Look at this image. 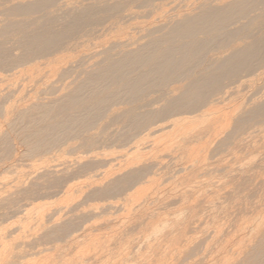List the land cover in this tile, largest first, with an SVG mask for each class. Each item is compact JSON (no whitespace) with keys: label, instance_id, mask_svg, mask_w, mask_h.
I'll return each mask as SVG.
<instances>
[{"label":"bare ground","instance_id":"1","mask_svg":"<svg viewBox=\"0 0 264 264\" xmlns=\"http://www.w3.org/2000/svg\"><path fill=\"white\" fill-rule=\"evenodd\" d=\"M111 1H114V3H110V0H79L75 2V4H69L65 1L63 2V0H0V16L6 17L4 19H0V38L2 40L0 41V128L2 129L3 127H7V130L0 131V164L3 161H7L6 163L3 162L4 164L0 165V175L6 172L5 175H1L2 178H9V176L11 175V178L13 177V180L11 179V182L8 183L4 182L3 180H0L3 182L2 185L4 186V190L6 187H9L8 189H10L11 187L10 191L13 188L11 193L9 195L5 193V195L8 196H6L4 200L2 199L0 201V209L2 210L3 207L5 209V211H3L4 213L0 211L2 212V214H0V221L1 216L3 217L10 213L14 216L22 213H24L23 215H26L25 213L27 212L25 211H27V208L33 207L36 204L39 205L41 202H45L44 204H41L43 207L42 210H44L42 211L40 209L41 207L39 206L40 208L38 210H41H37L39 212V217H36L34 220L40 221L39 223L44 226V228H46V231L38 239L29 241V244L27 243L28 246L31 248V250L28 248L31 251L29 254H25L29 252L27 248L26 251L24 250V244H26V242L24 243L22 241L24 243V247L19 245L20 249H22L23 247V250L25 251V253L23 252L24 255H29L28 257L30 258L31 256L33 257L34 254H36H32V251L37 250L38 252V250L42 246L45 247L46 243L54 241L57 242V240L59 241L60 239H63L62 237L69 238V240L70 237H72L71 239H75L78 236L76 234L74 235V233L79 231L81 227L84 226L86 223L83 222L85 219L83 215H86L87 212L85 211L86 213H84L82 211V216H79L78 214H72V218L74 217L75 221L77 220L78 222L82 221L83 225L81 223H78L77 221L76 223H74V219H72L73 222L67 223L71 220V218L69 217V220L66 222V225L64 223L62 225L56 224L53 226H48L53 221L56 212L54 211V208L51 212L47 211L48 209L45 210L46 208H49L48 206H50L47 203L48 201L50 202V200L53 199L56 200L55 198L59 199L61 198L60 196H62V198L63 196H66V198H70V196L75 193V188H78L80 186H74V183H76L74 181H76V179L79 180V178H77L78 176L82 175L86 177V175L83 174H88L87 176L94 174L93 176L96 177L98 176L96 175L97 173L105 171L100 169L102 165H96V163H98L96 159L86 164L82 163L83 165L80 164V161L78 159L77 160L79 163L76 162L77 160H73L74 163L76 162L78 165L80 164L76 169L75 166L77 164H73L75 165L73 168L71 162L70 166L72 167V169H69L70 166H67V163L69 162L68 159L65 160L67 161L66 163L64 161V164H66V166H64L63 164L61 165V167H66L63 168L65 170L67 169L66 171L63 170L65 172H63L61 168V170L57 168L58 166H56V163L59 162L60 159L72 155L73 153L77 154L76 152L80 149L79 144H76L78 147L74 145V143H77V140L78 142L81 141L83 148H89V150L82 149V153L84 151H87L86 154L88 152H92V150H94L92 149L93 147L96 148V145L98 147V144H101L102 146H106L104 148L112 147L116 148L117 150H121L119 152V158L118 156H116L118 158L116 159V161L120 159V163L121 161H127L126 164H130L131 161L137 158L136 155H138V153L142 154L140 152L146 149V146L142 147V144L140 143L141 141H144L156 135L158 136V134L161 133H164L161 135V137H164L168 133V130L175 129L181 125H184L185 123H189L190 119L199 120L200 118L201 120H204L205 118L203 117L208 116L211 110L217 109L219 111L221 105H226L231 100L232 96L236 95L235 88H238L239 86L234 87L232 85L240 84L243 85L244 88L245 85L249 83V81L253 80L254 82L255 73H257L255 74V76H264V66L262 65L264 64V61H262L264 57L262 58V60L260 58L264 56V0H173L172 2H170V4L168 3L169 5H166V3V6H164L163 4L154 5L153 0ZM124 4L127 6L135 4V7L130 6L131 8L129 7L130 9L128 8L129 10H127L128 13L122 16L121 18H118L117 20L115 19L110 23H102V26H104L101 30H95L96 28L90 30L89 32L85 30L87 27H92L97 24L101 25L100 22L103 21L105 16H109L110 14L115 15L116 13L122 12V6ZM167 6H171V8H167ZM144 8H154L156 11H160V15H162V17L159 19V21L162 20V18L168 20L160 21V26H155L156 24H153V27L150 28V25H152V23L149 26H145L146 22L138 20L139 18L142 19L140 15L143 14V12L145 13L146 11ZM149 13L150 12H148V15L147 13H145L147 16L146 18L152 15V12L150 14ZM15 17L23 18L18 20L12 19ZM132 21H134V23H130ZM115 28V36H111V38L113 37V40L111 39L112 41L110 43L107 42L109 45L106 46L105 44V48H103V50H97L93 52L91 51V53L87 52L83 54L86 51H84L83 49L86 48V45L91 43L90 41L93 39V35L100 31H111ZM145 31H147V35L145 34ZM163 31L166 32L163 34ZM158 33L162 34L157 36ZM146 38L147 41L144 42V39ZM245 39H247L248 42L249 40H251L252 43L249 42L250 45L246 46L244 42L242 44H245V46H235L236 42L239 43L240 41L242 42ZM10 40L15 41L14 45L18 47L17 49L19 50L20 54H13L8 48L9 44L11 43ZM142 41L144 43H142ZM93 45L95 44L93 43ZM83 46H85V48L82 49L83 52L81 53L80 51L79 53V55H83H77L79 56L77 62H75V60V63L72 62L71 64H69L70 66L68 67L65 66L67 62V57H65V55L67 53H70V55L68 54L69 59H72L75 55L73 52L76 51V53L78 54L77 50H81L80 48H82ZM219 50H226L228 54L224 52L226 55L221 57L220 55H223L224 53H220ZM215 51L219 52L218 58L216 53L214 55L211 54ZM71 53L74 54L72 58H70V56H72ZM210 54L211 58L209 57ZM214 56L216 57V59ZM70 61L71 60H69V62ZM261 61L263 62L261 64L262 67L259 64L261 63ZM255 66H257V70ZM258 67L260 68L259 71ZM29 68H32L30 72ZM239 71L240 73L243 72L244 74L245 72H247V78L243 75L244 78L240 77L238 79L236 77V74H239ZM74 78L75 80L72 81ZM233 78H235L234 80L236 81L233 82L231 86L229 85L228 87V84L227 87H223L225 85L222 86V83L225 80L232 81ZM241 78L242 80H240ZM245 78L246 83L248 78L250 79L247 84H243ZM258 82H256V84H258L259 86V83L262 82V79L259 83ZM168 84H179V86H181L178 88V86L175 85L177 89H173L171 92H168L170 97H167L168 99L166 104L168 108H165L166 111L164 110L162 112H153L152 109L154 107V103L152 105V109L150 105V107L147 105V103L150 102L149 100V102L146 103L148 107L144 104L145 100L143 98L144 96H146V92H150L152 89H157L161 86H169ZM263 85L264 84L260 86L261 88L257 87L259 89H255L257 91L254 92L253 90V92L256 93V95L260 93L261 90L264 89ZM248 86L249 85H247L246 87L248 88ZM254 86L255 84L253 85V87ZM179 90H181V93L177 96L176 93L179 92ZM248 90H250V88ZM214 92L218 93L216 94ZM163 94H166L167 96V93ZM211 94L215 96L213 97L212 95V98L210 99L209 96ZM256 95L254 94L253 96ZM236 97L237 96H235V98ZM254 98H251L250 101L253 103V105L257 101L260 102V99L256 101V99L254 100ZM232 99L235 101L234 98ZM151 102L150 104H152ZM259 102L254 105L253 109H245L246 111H244V114H241L242 117H239V120L237 122L239 124V126L237 125V128L239 127L240 130L246 129V126L249 123L254 122L256 120V123H253V125L247 129V132H245L248 137L243 136L244 138L243 140L241 139L242 141H239V145H241L242 143L241 147H244L247 151L248 149L250 150V148H255L257 150V153L258 148L264 149V102ZM156 103L158 104V102ZM126 105L134 106V108L132 107V109L130 108V110L125 107V111L123 108V112L117 113V116H114V121H112L114 123L115 121L116 123H121L124 121L123 124H125L122 126L124 130L120 132L118 131L119 133H116V130L114 129V133L116 134L108 136L106 132L107 129H103V131L106 130L105 136L107 135L106 138L102 137L104 139L96 138L98 136L101 138V136L99 134H96L97 136H95V134L91 133V131L93 132L94 128L97 129V124L99 123V121H101L102 118H104V116L109 110L111 111V109H114L115 107ZM145 108H150L152 111H149L150 109H148V111L143 110ZM222 109H224V107ZM217 113L218 112H216L215 115ZM211 116L213 115L211 114ZM161 118L163 119L161 120ZM197 120H194L193 122H197ZM225 122L223 120V123ZM117 125L119 126V124ZM184 127L186 128L187 126L185 125ZM116 129L118 130L119 128L116 127ZM215 130L216 129H214V132ZM103 131L101 130V132ZM234 133L238 134L239 132L235 131ZM102 134H104V132ZM233 134L230 133L229 135ZM194 135L193 136L195 137V140L193 142H202V140L204 139H206L207 141L209 137L212 136V134H210V131H206L205 133L204 131H201L199 132V135ZM14 136H17L18 139ZM229 138L231 141V136ZM15 140H18L19 143H21L22 147H24L23 150H20L16 147L19 145L15 146ZM190 140V142H192V139ZM206 141L205 143H207ZM157 142L154 141L152 145H156ZM226 142L227 141L225 140L224 143ZM163 143L160 142V144ZM185 145L186 144H184L183 146L185 147ZM239 145H236L237 150L240 149ZM151 147L153 148V146ZM151 147L149 146V148ZM158 147L159 150L162 151V149H160L161 147ZM184 149L182 152L181 150L179 151L180 154H187L186 152H184ZM242 152L243 149L241 151V154H243L244 157L245 153ZM106 154V156H111V158H103L104 160H101L102 158L100 157V160L103 162V166L111 165L113 160V150L112 152H110V154ZM177 155L179 154L177 153ZM177 155L176 157H178ZM247 155L249 154L246 152L245 157ZM153 156L155 157V155ZM250 156L251 155L248 156V159ZM132 157L135 158H133L132 160ZM154 157H151V159ZM157 159L155 160L154 158L155 161L150 160L151 162L145 164V166L143 167L139 168L137 166L135 170L133 167V170L130 171L129 169L128 172L112 180H110V174L109 176L107 175L109 180L105 179V181L107 180L106 183L103 181L104 184L99 183V186L97 184L96 186L98 187L94 188L88 194L86 200L116 199L115 201H117V198L121 197L122 200L124 198L127 200L126 202H128V199L132 197L133 192H135L136 190L140 191L142 187L144 188V186H146L145 184L150 182L148 181V178L150 176H158L159 173H161L160 171L163 172L164 169H170L172 172H174L178 168H180L181 165L178 163V161V164L174 162L171 164H166L162 160ZM232 160H235L234 166L232 165L228 168L227 164V169H224L225 172L222 170L224 173L231 175L223 176V172L220 173L223 176V179L230 180V183L236 187L233 190H229V192H227L226 189L220 186L226 184L228 186L229 184L227 182H224L223 179H219L220 181H217L211 185L209 183L211 182L210 180L212 178H209L210 180L208 184L210 185V187H207H209L210 189L208 190L204 186L207 191L204 192V196L202 197L203 200H198V202H200L195 205V207L192 209L193 216L191 221L188 220V217L190 218L189 214L191 215V213L188 212L189 210H186L189 213L188 214L186 212L185 215H187V217L184 215L189 221L188 224L186 223L187 226L185 229H188L190 231L187 232L189 235H187V233L185 235H181L186 237L188 236L187 238H189L194 234L193 232L192 235H190V232L195 230L196 232L198 231L200 235H202L201 233H203L204 236L202 238H199L200 235L197 232V234L199 235V239L197 238L198 240H196V237L193 238V235V237H191L190 239L193 238L192 243L194 240L195 242L189 245V241L187 240L188 243L186 244H188V246L185 244V249L187 248L186 251L189 250V247L197 251L198 253L202 252L201 256L203 257H199L200 255H196L197 252L195 253L198 258L203 259L202 261L200 260L201 263L198 259L197 262L199 264H264V189L261 188L262 191L258 192V190L256 189L251 188L250 190V187H247V185L252 182V177L249 174H253V181H256L257 184L264 186V156L260 157L257 161H255V166H253L251 171L250 167L252 166L250 164H246L245 167L243 166L242 160L245 161L244 158H241V160H239V158L236 157ZM165 161L167 160L165 159ZM119 162L116 163L119 164ZM227 162L228 160L225 163ZM53 163H55V165L51 166V164ZM133 163L131 164L132 166H134ZM137 163L136 165H138ZM139 165L141 164L139 163ZM199 165L200 164L198 163V167ZM204 165H206V167L208 166L207 164ZM229 165H231V162L229 163ZM248 165L249 168L247 170ZM39 166L44 167L42 168V173L40 172L37 176L35 171L38 172V170L36 169H39ZM122 166L124 167L125 165ZM122 169H126V167ZM181 170L185 171L186 169L184 170L183 168ZM195 171L198 172L197 170ZM58 173L61 176H58ZM119 174L120 173H118V175ZM161 175L163 174L161 173ZM196 175L198 177V174ZM101 177L98 181H101ZM89 178L90 181L91 179L93 180L92 175ZM215 178L216 180L218 179L217 177ZM172 180L174 181V179ZM72 181L73 183H71ZM200 181L202 180L200 179ZM80 182L81 184L83 183L82 180ZM151 183L152 179L150 185ZM256 183H253L254 186H256L254 188H258L257 185H255ZM162 184L160 186L159 184L157 185L161 187ZM202 187L203 185L201 184L200 189L203 191ZM194 188H196V186H194ZM146 189L147 188H145L143 191H145ZM167 189L168 188H166V190ZM157 190H159V188ZM196 190L197 189H195V191ZM247 190L249 191V193L246 195V199L248 198V201L243 202L241 200L245 196L244 193ZM6 191H8L7 188ZM188 191L189 190H187V192ZM197 191L195 193L192 191V195L194 198H196L194 196V194L196 195V193L199 194V197L197 198H200V191ZM147 193L149 195V191ZM168 195L171 196V194ZM143 196V199L146 198V196ZM148 197L146 201L144 199V202L140 204L143 207L148 205L147 210L149 208L150 203ZM160 197H162V194ZM121 198L120 201L122 202ZM182 198L184 199L185 197ZM183 199L180 200L183 201ZM250 199L252 201H249ZM68 200L69 199H67V201ZM188 200L189 204L192 203L193 206L194 203L192 201L190 203V199H187V201ZM120 201L116 202L117 206L118 204H122L120 203ZM196 201L197 199H195L194 202ZM130 202L132 201L130 200ZM178 202L179 204H183L180 203V201H177V203ZM64 203H66V201H64ZM164 203L166 205L165 201ZM137 204L138 203H136V205ZM151 204L152 202L150 203V205ZM112 205H114V203ZM156 205L158 206V203ZM130 206L133 208L132 204ZM166 206L168 207V205ZM177 206L179 208L182 205ZM150 207L152 208V206ZM185 207L186 206H184L183 208ZM34 208H32L33 213L36 212ZM138 208L142 211L141 207ZM126 209L124 210V212L126 211ZM131 209H128V212L131 211ZM135 209L136 207L134 208V210ZM163 209L164 207H158L155 210L156 215H154L157 219L155 220L154 217L153 222L149 218V215L152 214V211H150L151 213L148 215L149 222H147L148 220L142 222L141 220H139L138 225H135L134 229L136 227H140L141 225L143 226L145 222H147L148 224L153 223L151 225L152 228L149 230L150 233L146 232L148 231V224H146V229L144 228L145 226L142 227L144 230L142 235L147 236L148 234V236L143 238L142 241H136L135 239H133V242L132 238L134 237H132L131 234V244L129 241L125 240L126 238H124L123 234L120 238H118L117 241V238L115 237L116 239H114L116 242H113L112 244L115 249L112 248L109 254L107 253L108 255H105L107 256L105 262L107 264L166 263L167 261L162 262L161 260L163 258H166L165 256L169 254L168 251L174 246H176L180 240L182 242L181 248L185 251L184 246L182 247V245L184 244V242H186V240H182V236L180 235V238V236L177 234V231H181L182 229H184L182 228V225L183 227H185V224H183L185 223L183 222L185 218L181 221V223L183 222L182 224L178 222L179 224H181V226H177L176 224L173 226L175 222L169 221L168 218L167 220L165 219L160 221V219L158 218L162 215V213L159 212H161ZM174 209H176V207H174ZM189 209L191 210V208ZM71 211L72 212L70 213L75 212L74 210ZM138 211L140 212V210ZM112 212L115 211L113 210ZM126 213L127 212H125V214ZM171 213L172 212H170L169 214ZM89 214H91L92 216L94 215V212L93 214L92 212ZM131 215L133 216V214ZM170 216L173 217V213ZM10 217L9 220L12 218ZM17 218L19 217L17 216ZM2 219L3 222L6 221V219L4 220V217ZM116 219H114L115 222ZM129 219H131V217ZM170 219L172 220V218ZM64 221L65 220L63 219V222ZM112 221L113 220L111 217V220H109V222L107 223H109V225L111 224L110 226H112L114 225V221L113 223H111ZM3 222L2 225H4ZM132 222L133 221L129 222L131 223V227H133ZM23 224L26 225L27 222ZM165 224H168L169 226L165 227ZM109 225L107 228H110L109 231H111V227ZM176 226L177 228L179 227L178 229H180V227L182 229L178 230ZM90 228L91 227H89V229ZM97 228L101 227H96V229ZM173 228H176V230L174 231ZM129 229L131 230V228ZM185 229L184 231H186ZM133 230H131V232L135 233ZM200 230L202 232H200ZM86 231L88 230H84V232ZM95 232L96 231H94V233ZM112 232L114 234V231ZM144 232L146 233L144 234ZM90 233L91 236L93 232L90 231ZM97 233L98 232H96V234ZM115 233L117 234V232ZM180 233L181 232H179V234ZM107 234H105V236H107ZM113 234L111 236H113ZM8 235H10V233ZM8 235L5 236L7 237ZM119 235H121L120 232ZM142 235L140 233L139 237H141ZM85 236H87V234ZM99 236L102 237L101 233ZM111 236L109 234L108 237H105L104 241L106 239L107 241H109V238ZM34 237H36V235ZM97 238L99 240L100 238L96 237L95 239L97 242H99ZM80 239L83 240L84 238L81 237ZM5 241L0 243V257L3 256V250H5V248L7 247V243ZM86 242H88V238ZM114 243H116V245ZM82 244H85V242ZM194 244H197L196 248L193 246ZM10 245L12 244L10 243ZM80 245L78 243L79 249H81ZM177 246L179 250V244ZM110 248L111 247L107 249L110 250ZM18 249L15 250L17 251ZM75 249H77V247ZM11 250L9 252H11ZM94 250L93 255H96V252ZM103 250L104 249H102V251ZM40 251H43L44 253V250H39V252ZM174 251H172L171 258H169L170 256L168 255V260L174 257ZM184 251L183 253L185 254L186 251ZM17 252L14 254H17ZM39 252L37 254H39ZM78 252L80 251H77L75 254H77ZM179 252L176 253L181 256L183 253L181 254V250H179ZM186 253H188V251ZM20 255L22 254L20 253ZM24 255H22V257ZM8 256L9 253L7 257ZM177 256L178 255H175L174 258H176ZM192 256L193 254L190 253L189 256L186 255V258H183L179 261L177 260L175 262H177V264H187L189 259V262H191ZM67 258H65V260ZM73 258H71V260ZM13 259H15V257H13ZM21 259L20 261L22 262H16V260L12 262V260L9 259L8 264H22L23 262H25L24 264H26V261L24 260L27 259ZM195 259L196 258H194L193 260L192 258V262H194ZM49 260L50 259H48V261ZM164 260L165 259H163V261ZM102 262L104 264V261ZM175 262L174 264H176Z\"/></svg>","mask_w":264,"mask_h":264},{"label":"rangeland","instance_id":"2","mask_svg":"<svg viewBox=\"0 0 264 264\" xmlns=\"http://www.w3.org/2000/svg\"><path fill=\"white\" fill-rule=\"evenodd\" d=\"M68 2L69 4H75V2H77V1H79V0H63V2ZM154 2H153V4L154 5H161V4H163L164 6H166V5H169L170 4V2H172L173 0H153ZM71 2V3H70ZM110 3H114V1H111L110 0ZM167 3V4H166ZM169 3V4H168ZM166 4V5H165ZM135 5V4H134ZM134 5H130L131 7H133ZM137 5V4H136ZM130 6H127V5H123L122 6V9H123V11L122 12H120V13H116L115 15H112V14H110L109 16H105V18L103 19V21L102 22H100L101 23V25L100 24H97V25H94V26H92V27H87L85 30L87 31V32H89L90 30H92V29H95V30H101L102 28H103V26H102V23H110L111 21H114L115 19L117 20L118 18H121L122 16H124V15H126L128 12H127V10H129L131 7ZM130 7V8H129ZM135 7V6H134ZM169 6H167V8H168ZM129 8V9H128ZM166 8V9H167ZM169 8H171V6L169 7ZM145 10V13H147V15H148V12H152L151 14L152 15H150V16H148V18H146L147 16H146V14L143 12V14H141L140 16H141V18L142 19H138L139 21L140 20H142L143 22H146V24H148V25H146L145 24V26H149L151 23H152V25H150V28H152L153 27V24L155 25V26H157V25H159L160 26V24H161V22L160 21H162V20H168V19H163L162 18V20H160L159 21V19L162 17V15H160V11H156L154 8H144ZM125 10V11H124ZM170 10V9H169ZM141 11V10H140ZM143 11V10H142ZM148 11V12H147ZM149 13V14H150ZM4 18H6L5 16H0V19H4ZM21 18H23V17H15V18H12V19H14V20H18V19H21ZM8 19V18H7ZM141 21V22H142ZM246 21V20H245ZM148 22V23H147ZM130 23H134V21H132V22H130ZM160 23V24H159ZM162 24H164V23H162ZM240 25V24H239ZM233 28H235V27H233ZM116 30V28L114 29V30H111V31H105V32H103V31H100V32H98V33H96L95 35H93V39L90 41L91 43H89L88 45H86V48H85V46H83L82 48H80L81 50H77V52H78V54L76 53V51L75 52H73V53H71L72 54V56H70V58H72L73 57V55H74V57L72 58V59H69V55H70V53H67L66 55H65V57H67L66 58V65L65 66H70L69 64H71L72 62L73 63H75V62H77V60L79 59V56H81V55H83V54H85V53H91V51L93 52V51H99V50H103V48H105V44H106V46L107 45H109L108 43H110L112 40H113V37L111 38V36H115L114 35V31ZM146 32V33H145ZM144 33L147 35V31H145ZM166 31H163L162 33L164 34ZM162 33H158L157 34V36L158 35H161ZM139 35V34H138ZM137 35V36H138ZM112 39V40H111ZM149 39V38H148ZM246 40L247 39H245V40H243L242 42L240 41L239 43L238 42H236L235 43V46H237V45H239V46H242L243 44L242 43H244L245 42V44H246V46L247 45H250V43L249 42H251L252 43V41L251 40H249V42H248V40H247V42H246ZM0 41H2L1 40V38H0ZM11 41V43L9 44V46H8V48L11 50V52L13 53V54H16V55H18V54H20V52H19V50L17 49L18 47L17 46H15L14 45V43H15V41H13V40H10ZM93 41V42H92ZM145 41H147V38L146 39H144V42ZM108 42V43H107ZM143 41H142V43H144ZM93 43L95 44V45H93ZM245 44L243 45V46H245ZM88 46V47H87ZM104 46V47H103ZM93 47V48H92ZM83 48H85V49H83ZM101 48V49H100ZM85 51L83 54H80L79 55V53H80V51H81V53L83 52V50ZM93 49V50H92ZM131 49V48H130ZM224 50V49H223ZM223 50H219L220 51V53H224V52H226V50L225 51H223ZM216 53V55H217V58H218V53L219 52H213V53H211V54H215ZM227 54H228V52H226ZM69 54V55H68ZM211 54H210V58H211ZM77 55H79V56H77ZM213 55H212V58H213ZM215 55V56H216ZM226 54L224 53L223 55H220L221 57L222 56H225ZM214 56V57H215ZM219 56V57H220ZM264 56H262V57H260L261 58V60H262V58H263ZM260 58H258V59H260ZM215 59H216V57H215ZM257 59V60H258ZM69 60H71L70 62H69ZM76 60V61H75ZM75 61V62H74ZM259 61V60H258ZM262 61H264V58H263V60ZM261 61V63H259L260 64V66L262 67V65L264 66V64H262L263 62ZM259 64H258V66H259ZM262 64V65H261ZM39 65V64H38ZM256 67V70H257V66H255ZM254 67V68H255ZM42 68V67H41ZM253 68V69H254ZM259 68V67H258ZM262 69V68H261ZM30 70H32V68H29V72H30ZM260 70V68L258 69V71ZM261 72V71H260ZM246 74V75H245ZM245 74L243 73V72H241L240 73V71H239V74H236L235 76L239 79L240 77H242V78H244V76L246 77L247 75H248V73L247 72H245ZM255 74H257V73H255ZM255 74H254V82H253V80L252 81H249L250 79L248 78V80H247V83H248V81H249V83L247 84L246 83V78H245V80H244V82H243V84H247V85H249L248 86V88L246 87L247 85H245V89H247V90H245L244 88H243V85H240V84H235V85H232V83L233 82H235L236 80H234L235 78H233L232 79V81L231 80H225L223 83H222V86L223 85H225V86H223V87H227V84H228V87H229V85L231 86H234V87H236V86H239L238 88H235V93H236V95L235 96H237L236 98H235V96H232V98H234L235 99V101L231 98V100L226 104V105H221L220 106V108H219V111L217 110V109H213V110H211V112L208 114V116H206V117H203V118H205L204 120H201L200 118H199V120H197V119H190V121H189V123H185L184 125H181V126H179V127H177V128H175V129H170V130H168L167 132V134L164 136V137H161V135L162 134H164V133H161V134H158V138L156 137V136H154V137H150L149 139H146V140H144V141H141L140 143L142 144V147L144 146H146V149L144 150V151H141L140 153H142V154H139L138 153V155H136L137 156V158L136 159H134L135 160V162H134V160H133V158H135V157H132V160L133 161H131L130 162V164H126V162L124 161H121V163L119 162L120 161V159L118 160V161H116V159H118L119 158V152L121 151V150H117L116 148H112V147H110V148H104V147H106L105 145H99L98 144V147H97V145L95 146L96 148H92V149H94V150H92V152H88L87 154H86V152L84 151L83 153H82V149L83 150H89V148H87V149H85V147L83 148V146H82V143H81V141H79L78 142V140L76 141L77 143H74V145H76V144H79L80 145V149L78 150V151H81V152H76L77 154H72V155H69V156H66V157H64V158H62V159H60V161L59 162H55L56 163V166H58L57 168L58 169H62V171L63 170H65V169H63V168H66V167H64V166H66V164H64V161L65 160H68L69 162L67 163L68 165L67 166H70V162H71V165H72V167L74 168V166L77 164L76 162H78V160L80 161V164L81 165H83L84 163L86 164V163H88V162H91V161H94L95 159H96V161H98V163H96V165L97 166H100V165H102V167L100 168L101 170H105L106 171V174H105V171H101V172H99V173H97L96 175H98V176H93L94 174H91L92 175V178H93V180L91 179V181H90V178L89 177H91V175H89V176H87L88 174H83V175H86V177L85 176H78L77 178H79V180L81 179L82 180V184H81V180L79 181L78 179H76V181H74V182H76V183H74V186L75 185H80L78 188H75L76 189V191H75V193L72 195V196H70V198H66V196H63V198H62V196H60L61 198H59V199H57V198H55L56 200H50V202L48 201L47 203L50 205V206H48L49 208H46L45 210H47V211H49V212H51L52 210H53V208H54V211L56 212V214L54 215V219H53V223L51 224H49L48 226H53V225H56V224H58V225H62V224H64L65 223V225H66V222L69 220V217L71 218V220L72 219H74V217L72 218V216L75 214H78L79 216H82V214H83V212L84 213H86V215L84 214L83 216H84V223H85V225L84 226H82L83 225V222L81 221V222H78L77 220V222L78 223H81L80 225L82 226L81 227V229L83 230H79V231H77L76 233H74V235L76 234L78 237H82V238H84L83 240L82 239H80V238H78V237H76L75 239H71L72 237H70V240H69V238H64V237H62L63 239H60L59 241L57 240V242H55L54 240V242H49V243H46V245H45V247H41L39 250H44V253H43V251H40L39 252V250H38V252H39V254H37L38 252H37V250H34V251H32V254L33 253H36V254H34L33 255V257L31 256V258L30 257H28L27 255H24V253H25V251H26V248H27V250L29 251L28 253H25V254H29L31 251V248L28 246V244H29V241H32V240H36V239H38L39 237H41L42 236V234L46 231V228H44V226H42L39 222L40 221H35L34 219L36 218V217H39V212L38 211H41L42 210V205L41 204H44L45 202H41L39 205H35V206H33V207H30V208H27V211H25V212H27V213H25L26 215H29V216H26V215H23L24 213H22V214H18V215H16V216H14L13 214H8V215H5V216H3L4 217V220L6 219V221L5 222H3V217L1 216V223H0V243L1 242H3V241H5L7 244V247L5 248V250H3V256H1L0 257V261H2V262H0V264L2 263V264H8L9 263V259H11L12 260V262L13 261H15L16 260V262L18 261V262H22V261H20V259L21 258H23L24 256L26 257H24L23 259H21V260H24V259H27V260H24V261H26V264H39V262H40V264L42 263V264H61V262H62V264H72V262H73V264H81V262H82V264H103V262L102 261H104V264H107L106 262H105V260H106V257L107 256H105V255H108L109 254V252L112 250V248H114V246L112 245L113 244V242H116L117 240H118V238H120L121 236H122V234H123V236H124V238H126L125 240H127V241H129L130 242V244H131V236L132 237H134V238H132V241H133V239H135L136 241L137 240H143V238H145V237H147L148 236V234H147V236H143L142 235V233H143V226H145L144 228L146 229L147 227H146V224H148L147 222H149V218L151 219V221L153 222L154 221V217H155V210L158 208V207H164V209L161 211V212H159V213H162V215L158 218V219H160V221H162V220H167V218H168V220L169 221H171V222H175L174 224H173V226L176 224L177 226L178 225H180L181 226V224L183 223V222H185V223H183V224H185V227H183V225H182V228H186V223L188 224V222L189 221H191V219H192V214H193V211H192V209L195 207V205H197L199 202H198V200H203V196H204V192L205 191H207L206 189H210L209 187H210V185L209 184H214L215 182H217V181H220L219 179H223V176H227V175H231V174H226V173H224L225 172V170L227 169V164H228V168L229 167H231L232 165L234 166V161L232 160L233 158L235 159L236 157L237 158H239V160H241V158H244V160L245 161H243L242 160V162H243V166L245 167V165L246 164H250L252 167H250V171H251V169L253 168V166H255L254 164L256 163L255 161H257L260 157H262V156H264V149H262V148H258V153H257V150L254 148V149H251L250 148V150L248 149V151L244 148V147H241V145H242V143H241V145H239L240 143H239V141L242 139L243 140V136H245V137H248L246 134H245V132H247V129L248 128H250L252 125H253V123H256V120L254 121V122H251V123H249L246 127V129H240L239 130V127L237 128V125L239 126V124L237 123L238 122V120H239V117H242V115L241 114H244V111H246V110H248V109H253V107H254V105L255 104H257V102H259V101H257L258 99H260V102L259 103H261V102H264V89L263 90H261V92L260 93H258L257 95H256V93H254V92H256L257 90H255V89H259V88H257V87H260L262 84H264V76L263 77H261L260 75V77L259 76H255ZM238 75H239V77H238ZM244 75V76H243ZM262 75V74H261ZM57 76H58V74H57ZM57 76H56V78H57ZM250 77V76H249ZM58 78H59V76H58ZM242 78L240 79V80H242ZM251 78V77H250ZM252 78H253V76H252ZM237 79V80H238ZM259 79H260V81H261V79H262V82H260L259 81ZM72 80V79H71ZM75 80V78L72 80V81H74ZM70 81V80H69ZM260 83H259V82ZM256 82H258L259 83V86H258V84H256ZM187 83V82H186ZM255 84V88L253 87V85H251V84ZM169 86H161V87H158L157 89L155 88V89H152L150 92H146L147 94H146V96H144V100H145V105H146V103L147 102H151L152 104H150V102L149 103H147V105L149 106H151V109H152V107H153V112H162V111H164L165 110V108L167 109L168 107H167V104H166V102H167V99L170 97L169 96V94H168V92H171L173 89L174 90H176L177 89V87H175V85L176 84H168ZM176 86H178V88L181 86H179V84H177ZM251 86V87H250ZM264 86V85H263ZM262 86V87H263ZM175 87V88H174ZM252 87H253V89H252ZM250 88V90H248ZM261 88V87H260ZM242 89V90H241ZM237 90V91H236ZM253 90H254V92H253ZM167 91V92H166ZM259 91V90H258ZM247 92V93H246ZM253 92V93H252ZM262 92H263V94H262ZM163 93H167V96H166V94H163ZM180 93H181V90H179V92H177L176 94H177V96L178 95H180ZM214 93H216V92H214ZM213 93V94H214ZM218 93V92H217ZM216 93V94H217ZM245 93V94H244ZM213 94H211L209 97H210V99L212 98V95ZM256 95V96H253V95ZM252 95V96H251ZM215 95H213V97H214ZM152 97V98H151ZM155 97V98H154ZM168 97V98H167ZM255 97V98H254ZM151 98V99H150ZM157 98V99H156ZM239 100H238V99ZM251 98H254V100L256 99V103H254V105H253V103L252 102H250L251 101ZM153 99H154V102H153ZM144 100H143V102H144ZM147 100V101H146ZM149 100V101H148ZM164 100H166V101H164ZM236 100H238V101H236ZM254 100H252V101H254ZM262 100V101H261ZM163 101H164V103H163ZM233 103H232V102ZM156 102H158V104L156 103ZM153 103H154V105H153ZM161 103V104H160ZM232 103V104H231ZM146 105V106H147ZM153 105V106H152ZM147 106V107H148ZM149 106V107H150ZM122 107V108H121ZM125 107L127 108V109H132V107L134 108V106H131V105H126V106H119V107H115L114 109H111V111L109 112H107V114L104 116V118H102L101 119V121L103 122V124H102V122L101 121H99V123L97 124V126L98 127H96L97 129H93V132L91 131V133L92 134H95V136H97L96 134H99L100 136H101V138L98 136V137H96V138H99V139H104V138H106L107 137V135L108 136H111V135H113V134H116V133H119L120 131H122V130H124V128L122 127L124 124H123V122H121V123H116V121H115V123L114 122H112V121H114V116H117L116 114L117 113H122L123 112V108H124V111H125ZM129 107V108H128ZM224 107V109H222ZM226 107V108H225ZM164 108V109H163ZM130 109V110H131ZM148 109H150V108H148ZM148 109H143V110H145V111H148ZM149 110V111H152V110ZM220 109H221V111H220ZM246 109V110H245ZM161 110V111H160ZM166 111V110H165ZM216 112H218L219 113V115H218V113L215 115V113ZM144 112V111H143ZM110 113V114H109ZM214 113V114H213ZM112 114V115H111ZM211 114L213 115V116H211ZM215 115V116H214ZM222 117H221V116ZM217 116V117H216ZM224 116V117H223ZM210 117V118H209ZM216 117V118H215ZM202 118V117H201ZM221 118H222V120H221ZM226 118V119H225ZM163 118H161V120H162ZM212 119H213V121H212ZM214 119H215V121H214ZM216 119H217V121H216ZM157 120H160V119H157ZM194 120H197V122H193ZM223 120H224V122L225 123H223ZM192 121V122H191ZM3 123V122H2ZM213 124V126H212V124ZM215 123V124H214ZM222 123H223V126H222ZM117 124H119V126L117 125ZM1 125H3V124H1ZM107 125H109V126H107ZM187 126L186 128L184 127V126ZM222 126V127H220V126ZM5 126V125H4ZM117 128H119L118 130L116 129V127ZM161 126H163V125H161ZM183 126V127H182ZM219 126V127H218ZM105 127V128H104ZM115 127V128H114ZM7 127H3L0 131H4V130H7L6 129ZM103 129H107V131L106 130H104L103 131ZM113 129V130H112ZM114 129L116 130L115 132L116 133H114ZM214 129H216L215 130V132H214ZM101 130L104 132V134H102L103 132H101ZM112 132H111V131ZM107 132V135L105 136V134H106V132ZM119 131V132H118ZM201 131H204V133L206 132V131H210V134H212V136L211 137H209V139L206 141V139H204V140H202V142L200 143V142H193L194 140H195V135L194 134H197V135H199V132H201ZM239 132L238 134L237 133H234V132ZM235 134V136H234V134L233 135H229V134ZM248 134V133H247ZM160 135V136H159ZM181 135V136H180ZM194 135V136H193ZM176 136H177V138H176ZM231 136V141H230V137ZM232 136H234V137H232ZM15 138H17L18 139V137L17 136H14ZM102 137H104V138H102ZM216 137V138H215ZM152 138H153V140H152ZM162 138V139H161ZM211 138V139H210ZM158 140V142H157V140ZM190 139H192V142H190L191 140ZM251 139V138H250ZM149 140V141H148ZM162 140V141H161ZM209 140H211V141H209ZM227 141L226 143H224V141ZM241 140V141H242ZM15 141H17V142H15ZM14 141V144H15V146L16 145H19V146H16L17 148H19L20 150H23V148L24 147H22V145H21V143H19V141L18 140H15ZM151 141V142H150ZM154 141H156L157 143H156V145L154 144V145H152L153 144V142ZM205 141L207 142V143H209V144H207V143H205ZM209 141V142H208ZM160 142L161 143H163L164 144V147H163V144H160ZM16 143H18V144H16ZM148 143H149V145H148ZM211 143V144H210ZM151 144V145H150ZM184 144H186L185 145V147L183 146ZM221 144V145H220ZM228 144V145H227ZM166 145V146H165ZM197 145V146H196ZM236 145H239L240 147V149L242 148L243 149V152L246 154V152L249 154V155H251L250 157H249V159H248V156L249 155H247L246 157H245V154H244V157H243V154H241V151H242V149H241V151H240V149H238L237 150V146ZM77 146V145H76ZM99 146H101V147H99ZM149 146L151 147V146H153V148L151 147V148H149ZM158 146H160L161 148L160 149H162V151L161 150H159V147ZM168 146V147H167ZM183 146V147H182ZM194 146V147H193ZM220 146V147H219ZM225 146V147H224ZM227 146V147H226ZM78 147V146H77ZM148 147V148H147ZM166 147V148H165ZM185 148V149H184ZM105 149V150H104ZM116 149V150H115ZM153 149V150H152ZM183 149L185 150L184 152H186L187 154H185L184 152V154H185V156H184V154H180V150H181V152L183 151ZM262 149V150H261ZM112 150H113V160H112V163H111V165H109V166H103V162L101 161V160H104V159H109V158H111V156H106L107 154L106 153H109L110 154V152H112ZM156 152H155V151ZM189 150H190V152H189ZM252 150H256V151H252ZM107 151V152H106ZM116 151V152H115ZM173 151V152H172ZM246 151V152H245ZM98 152V153H97ZM189 152V153H188ZM197 154H196V153ZM242 152V153H243ZM93 153V154H92ZM170 153V154H169ZM177 153L179 154V155H177ZM191 153V154H190ZM194 153V154H193ZM83 154V155H82ZM152 154V155H151ZM172 154V155H171ZM188 154H189V156H188ZM99 155V156H98ZM146 155V156H145ZM151 155V156H150ZM153 155H155V157L153 156ZM158 156V159H157V156ZM176 155L178 156V157H176ZM181 155V156H180ZM193 155V156H192ZM242 155V156H241ZM92 156V157H91ZM94 156V157H93ZM116 156H118V158L116 157ZM184 156V157H183ZM190 156H191V158H190ZM197 156H199V157H201V158H203V159H201V158H199V157H197ZM203 156V157H202ZM79 157V158H78ZM99 157V158H98ZM102 159H101V158ZM146 157V158H145ZM148 157H150V158H148ZM151 157H154L155 158V160L157 159V160H162L164 163H166V164H171V163H177V161H178V163L179 164H181L180 165V168L181 169H183L184 168V170L185 171H183V170H181L180 168H178V169H180V170H176V171H174V172H172L170 169H164L163 170V172L162 171H160L163 175H161V173H159V175L157 176H150L148 179H146V180H148V181H150L151 182V179H152V183H151V185H150V182L149 183H147V184H145L146 186H144V188L142 187V189L139 191V190H134L135 192H133V194H132V197L130 198V199H128V202H126L127 200L126 199H124L123 198V200H122V198L121 197H119V198H117V201H115L116 199H111V200H109V199H107V200H104V199H94V200H86L87 199V196H88V194L94 189V188H97L98 186H99V183H101V184H104V182L106 183V181H105V179H108V176H109V174H110V180H112V179H115L116 177H119V176H121L122 174H124V173H126V172H128V170L130 169V171L131 170H133V167H134V170H135V168H137V166L140 168V167H143V166H145V164H147V163H149V162H151V161H153L154 160V158H152L151 159ZM181 157H182V159H181ZM67 158V159H66ZM104 158V159H103ZM189 160H188V159ZM194 158V159H193ZM246 158V159H245ZM78 159V160H77ZM101 159V160H100ZM165 159L167 160V161H165ZM180 161H179V160ZM186 159V160H185ZM191 159V160H190ZM193 159V160H192ZM196 159V160H195ZM199 159V160H198ZM73 160H77L75 163L73 162ZM148 160V161H147ZM151 160V161H150ZM154 160V161H155ZM183 162H182V161ZM203 160H204V163H203ZM228 160V162L227 163H225L226 161ZM248 160V161H247ZM185 161V162H184ZM194 161V162H193ZM197 161V162H196ZM202 161V162H201ZM3 162H7V161H3ZM3 162H1V164H4ZM67 161H65V163H66ZM119 162V164H117V163ZM134 162V163H133ZM137 162H139L141 165H139V163H137ZM187 162V163H186ZM190 162H191V164H190ZM231 162V165H229V163ZM55 163H53V164H51V166H54L55 165ZM79 163V162H78ZM83 163V164H82ZM117 165H116V164ZM133 163V165L134 166H132L131 164ZM136 163L138 164V165H136ZM177 163V164H178ZM198 163L200 164L199 165V167H198ZM202 163V164H201ZM0 164V165H1ZM64 165V166H62L61 167V165ZM73 164H75V165H73ZM79 164V165H80ZM204 164H207L208 166L207 167H209V168H207L206 167V165H204ZM78 164L75 166V169L79 166ZM122 165H125L124 167L122 166ZM188 165V166H187ZM191 165V166H190ZM197 165V166H196ZM225 165H226V168H225ZM122 166V167H121ZM131 166H132V169H131ZM186 166V167H185ZM204 166V167H203ZM44 166H39L38 168L39 169H36V170H38V172L37 171H35V173L37 174V176L39 175V173L41 172L42 173V168H43ZM72 167L70 166L69 167V169H72ZM117 167V168H116ZM120 167V168H119ZM126 167V169H122V168H125ZM224 167V168H223ZM68 168V167H67ZM103 168V169H102ZM248 168H249V165L247 166V170H248ZM60 169V170H61ZM107 169V170H106ZM121 169V170H120ZM190 169V170H189ZM208 169V170H207ZM225 169V170H224ZM67 170V169H66ZM65 170V171H66ZM119 172H118V171ZM195 170H197L198 172H196ZM224 172H223V171ZM245 170H246V168H245ZM27 171V170H26ZM29 171H31V170H29ZM65 171H63V172H65ZM125 171V172H124ZM62 172V173H63ZM115 172V173H114ZM117 172V173H116ZM195 172V173H194ZM220 172H223L222 173V175H221V173ZM103 175H102V174ZM118 173H120L119 175H118ZM174 173V174H173ZM6 174V172L5 173H3V174H1V175H5ZM35 174V175H36ZM61 174V173H60ZM105 174V175H104ZM114 174V175H113ZM117 174V175H116ZM196 174H198V177H197V175ZM0 175V180H3L4 182H11V179L13 178H11V176H9V178L7 177H5V178H2V176ZM58 176H61V175H59V173L57 174ZM108 175V176H107ZM116 175V176H115ZM161 175V176H160ZM168 175H169V177H168ZM180 175V176H179ZM251 177H252V182H250V184L249 185H247V187L251 190V188H253V189H256V190H258V192L259 191H262L261 190V188L262 189H264V186L263 185H259V184H257L256 183V181H253L254 180V177L251 175V174H249ZM101 177V181H98V180H100V177ZM160 176V177H159ZM164 177V179H163V177ZM208 176V177H207ZM113 177V178H112ZM157 177H158V179H157ZM167 177V178H166ZM173 177V178H172ZM203 177V178H202ZM215 177H217L218 179L216 180V178ZM88 178V179H87ZM194 178H196V179H194ZM211 180H210V179ZM213 178H214V180H213ZM84 179H85V181H84ZM94 179H96V180H94ZM157 179V180H156ZM172 179H174V181L172 180ZM177 179V180H176ZM200 179L202 180V181H200ZM13 180V179H12ZM78 180V181H77ZM87 180H89V181H87ZM109 180V179H108ZM158 180H159V182H158ZM162 180V181H161ZM164 180V181H163ZM176 180V181H175ZM209 180L212 182H210L209 183ZM213 180V181H212ZM224 180V182H227L229 185L227 186V184L226 185H220L222 188H224V189H226V191L227 192H229V190H233L236 186H234L233 184H231L230 183V180H226V179H223ZM226 180V181H225ZM96 183H95V182ZM98 181V182H97ZM104 181V182H103ZM199 181V182H198ZM80 183V184H78V183ZM163 184H162V183ZM200 182H202V183H200ZM2 181H0V188H1V190H0V201L3 199H5L6 198V196H8L10 193H11V191L13 190V188H12V190L10 191V189H11V187H10V189H8L9 187H6L7 188V190L8 191H6V188H5V190H4V186L2 185ZM71 183H73V181L71 182ZM159 184V186L162 184V186L161 187H159L157 184ZM184 183V184H183ZM209 183V184H208ZM253 183H256L255 185H257V187L258 188H254V187H256V186H254V184ZM98 184V186H96ZM101 184H100V186H101ZM201 184L203 185V187H202V189H203V191L200 189L201 188ZM82 185V186H81ZM90 185V186H89ZM157 185V186H156ZM234 187H233V186ZM1 186H3V187H1ZM173 186V187H172ZM185 186V187H184ZM194 186H196V188H194ZM204 186L206 187V189L204 188ZM207 186H209V187H207ZM77 187V186H76ZM141 187H139V188H141ZM181 187H182V189H181ZM138 188V189H139ZM145 188H147L145 191H143ZM150 188V189H149ZM159 188V190H160V192H159V190H157ZM162 190H161V189ZM166 188H168L167 190H166ZM247 188V189H248ZM77 189H79V190H77ZM195 189H197V190H199L200 192V198H197V197H199V194H197L196 193V195L194 194L196 191H195ZM252 189V190H253ZM153 192H151V191ZM187 190H189L188 192H187ZM255 190V191H256ZM149 191V195H148V193L147 192ZM162 191V192H161ZM170 191V192H169ZM192 191L194 192L193 194H194V196L196 197V198H194L193 197V195H192ZM2 192V193H1ZM9 192V193H8ZM144 192H145V194H144ZM150 192H151V194H150ZM184 192H185V194H184ZM198 192V191H197ZM5 193H7L8 195H5ZM140 193V194H139ZM162 194V197H160L161 196V194ZM174 195H173V194ZM249 193V191L247 190V191H245V193H244V197L242 198V200L241 201H248V198L246 199V195ZM147 194V195H146ZM166 194V195H165ZM168 194H171V196L170 195H168ZM144 195V196H143ZM165 197H164V196ZM134 196V197H133ZM142 196L143 197H145L146 196V198H144L145 199V201H146V199H147V197L148 196H150V197H148L149 198V202L151 203L152 202V204L150 205V203H149V208H148V210H149V213H148V210H147V206L148 205H146V206H141L140 204L142 203V202H144V199L142 198ZM176 196V197H175ZM182 197H185L184 199L182 198ZM256 197H257V195H256ZM256 197H254V198H256ZM120 198H121V200H122V202L120 201ZM151 198V199H150ZM167 198V199H166ZM173 198H174V200H173ZM66 199V200H65ZM67 199H69L68 201H67ZM119 199V200H118ZM169 199H171V200H169ZM176 199V200H175ZM180 199H183V201L182 200H180ZM187 199H190V203H191V201L194 203L193 204V206H192V203L191 204H189V200L187 201ZM195 199H197V203L196 202H194L195 201ZM243 199H245V200H243ZM61 200V201H60ZM130 200L133 202H130ZM140 200V201H139ZM154 202H153V201ZM166 200H168V201H166ZM64 201H66V203H64ZM118 201H120V203H122V204H118V206H117V203L116 202H118ZM139 201V202H138ZM163 201V202H162ZM164 201L166 202V205H168V207L165 205V203H164ZM177 201H180V203H183V204H179V202L177 203ZM249 201H252L251 199L249 200ZM135 202V203H134ZM168 202V203H167ZM51 203V204H50ZM55 203V204H54ZM64 203V204H63ZM114 203V205H112ZM128 203V204H127ZM130 203V204H129ZM136 203H138L137 205H136ZM158 203V206L156 205ZM196 203V204H195ZM239 203H240V201H239ZM132 204V206H133V208L130 206ZM134 204V205H133ZM52 205V206H51ZM54 205H56V206H54ZM116 205V206H115ZM140 205V206H139ZM160 205V206H159ZM177 205H179V206H181V207H179L178 208V206ZM41 208H40V207ZM112 206V207H111ZM113 206H114V208H113ZM124 207V209H123V207ZM125 206H126V208H125ZM150 206H152V208L150 207ZM170 206V207H169ZM184 206H186L185 208H183ZM192 206V207H191ZM35 207V208H34ZM37 207V208H36ZM56 207V208H55ZM60 207V208H59ZM68 207V208H67ZM117 207H118V209H117ZM120 207V208H119ZM136 207V209L134 210V208ZM138 207H141L142 208V211H141V209H139ZM173 207V208H172ZM174 207H176V209H174ZM32 208H34L35 209V213H33V209ZM41 209V210H38V209ZM60 210H59V209ZM67 208V209H66ZM123 209V211H122V209ZM133 210H132V209ZM170 208V209H169ZM189 208H191V210L189 209ZM31 209V210H30ZM116 209H117V211H116ZM126 209V211L125 212H127L126 214H125V212H124V210ZM128 209H131V211H129L128 212ZM184 209V210H183ZM38 210V211H37ZM44 210V209H43ZM42 210V211H43ZM71 210H74L73 212L74 213H70V212H72ZM81 210V211H80ZM110 210H111V212L114 210L115 212H116V215H115V212H110ZM138 210H140V212L138 211ZM190 212L191 213V215L187 212ZM0 211H5V209H4V207L2 208V210L0 209ZM30 211H31V213H30ZM67 211V212H66ZM83 211V212H82ZM86 211V212H85ZM89 211V212H88ZM118 211H119V214H118ZM150 211H152V217H151V215H149L151 212ZM172 212L173 213V216H174V214L176 213V212H178V211H185L184 213L186 214V212L189 214V216H190V218L188 217V220L186 219V217H187V215H185L184 217H183V219H184V221L181 223V221L183 220H180L179 222L181 223V224H179L178 222L176 223V221L175 220H171L170 218H172V216H170V215H172V213L171 214H169L170 212ZM2 212H0V214H2ZM29 212V213H28ZM92 212V214H93V212H94V215H92L91 216V214H89V213H91ZM109 212H110V215H109ZM139 214H138V213ZM4 213V212H3ZM36 214V215H33V214ZM40 213H42V212H40ZM64 213V214H63ZM82 213V214H81ZM114 213V214H113ZM120 213H121V215H120ZM137 213V214H136ZM142 213V214H141ZM167 215H166V214ZM73 214V215H72ZM89 214V215H88ZM113 214V215H112ZM131 214H133V216L131 215ZM155 214V215H154ZM12 217H10V216ZM32 215V216H31ZM65 215V216H64ZM71 215V216H70ZM77 215V216H78ZM108 215H109V218H108ZM115 215V216H114ZM123 215V216H122ZM148 215H149V218H148ZM6 216H8V217H6ZM17 216L20 218H17ZM21 216V217H20ZM34 216V217H33ZM86 216V217H85ZM121 216V217H120ZM129 216V217H128ZM139 216H140V218H139ZM170 216V217H169ZM9 217L11 218L10 220H9ZM24 217V218H23ZM27 217V218H26ZM111 217H112V220L114 221V225H112L113 226V228H112V226H110L109 225V223H107V222H109V220H111ZM128 217V218H127ZM131 217V219H129ZM132 217H133V220H132ZM135 217V218H134ZM158 217V216H157ZM33 218V219H32ZM67 218V219H66ZM117 218V219H116ZM63 219L65 220L64 222H63ZM86 219H87V221H86ZM88 219H89V221H88ZM114 219H116V222H115V220ZM130 221H129V220ZM157 218L155 217V220H156ZM20 220V221H19ZM26 220V221H25ZM30 220V221H29ZM32 220H34V221H32ZM37 220V219H36ZM57 220V221H56ZM69 221V222H67V223H70V222H73V220L72 221ZM119 220V221H118ZM125 222H124V221ZM128 220V221H127ZM139 220H141V222L142 221H145V220H148L147 222H145V224L142 226H140V227H136L135 229H136V231H135V229H134V227H135V225H138V221ZM76 221H75V219H74V223H76ZM106 221V222H105ZM113 221L111 222V223H113ZM131 221H133L132 222V225H133V227H131V223H129V222H131ZM150 221V222H151ZM159 221V222H160ZM187 221V222H186ZM2 222H3V224L4 225H2ZM27 222V224L25 225V224H23V223H26ZM37 223V224H35V223ZM54 222H56V223H54ZM59 222V223H58ZM118 222V223H117ZM119 222H120V224H119ZM141 222H139V223H141ZM157 222H158V220H157ZM77 223V224H78ZM7 224V225H6ZM35 224V225H34ZM77 224H75V225H77ZM153 224V223H152ZM152 224H148L147 226H148V231H146L147 233L149 232V230L152 228ZM20 225V226H19ZM64 225V226H65ZM79 225V224H78ZM88 225V226H87ZM108 225L111 227V231H109L110 230V228L108 229L107 227H108ZM34 228H33V227ZM41 226V227H40ZM63 226V227H64ZM86 226V227H85ZM121 226V227H120ZM129 226V227H128ZM177 226H176V228H177ZM18 227V228H17ZM27 227V228H26ZM30 227V228H29ZM86 228V229H84V228ZM89 227H91L90 229H89ZM96 227H101V228H97L96 229ZM117 227V228H116ZM126 227H128V228H126ZM32 228V229H31ZM129 228H131V230H133L135 233H133V232H131V230L129 229ZM172 228V227H171ZM171 228H170V230H171ZM176 228L174 229L173 228V230L175 231L176 230ZM179 228V227H178ZM177 228V229H178ZM181 227H180V229H182ZM24 229H26V230H24ZM28 229V230H27ZM102 231H101V230ZM116 229H117V231H116ZM120 229V230H119ZM137 229H138V231H137ZM180 229H178V230H180ZM184 229H182L181 231H177V234L180 236L181 234H183V235H185L187 232H189L190 230H186V231H184ZM18 230V231H17ZM24 230V231H23ZM33 230V231H32ZM84 230H88V231H86V232H84ZM93 230V231H92ZM99 230H100V232H99ZM108 232H107V231ZM131 232H129V231ZM169 230V231H170ZM10 231H12V232H14V233H12V232H10ZM21 231H23V232H21ZM81 231V232H80ZM90 231L91 232H93V234L90 236ZM94 231H96V232H98L97 234H98V236H97V234H96V232L94 233ZM112 231H114V234L116 235H114L113 234V232ZM141 231V232H140ZM168 231V232H169ZM185 233H184V232ZM102 232H103V234H102ZM110 232V233H109ZM115 232H117V234L115 233ZM119 232H120V234L121 235H119ZM136 232H137V235H136ZM146 232H144V234L146 233ZM179 232H181L180 234H179ZM194 232V237H193V235H192V233ZM196 231L194 230V231H191L190 233V235H192V236H190L189 238H187L186 236H182V240H186V242H184V244L182 245V247L184 246V249H185V244L186 243H188L187 242V240L189 241V245L190 244H193L194 242H195V240L193 241V243H192V239L193 238H195L196 240H198L199 238H202V237H204L203 236V233H201L202 235H200V233L198 232V234L200 235V237H199V235L197 234V232L195 233ZM200 232H202L201 230H200ZM2 233H3V235H2ZM10 233V235L11 234H14V235H11V237H10V235H8ZM79 233H81V234H79ZM84 233V234H83ZM100 233H101V235H102V237H100L99 235H100ZM108 233V234H107ZM140 233H141V235L143 236H141V237H139L140 236ZM150 233V232H149ZM79 234V235H78ZM87 234V236H85ZM89 234V235H88ZM96 234V235H95ZM105 234H107V236H105ZM110 234V236L113 234V236H111L110 238H109V241H107V239L104 241V239H105V237H108V235ZM130 234H131V236H130ZM195 234H196V236H195ZM5 235H8L7 237L5 236ZM32 235V236H31ZM36 235V237H34ZM119 235V236H118ZM187 235H189L188 233H187ZM1 236H2V238H1ZM13 236H15V237H13ZM18 238H17V237ZM28 236V237H27ZM38 236V237H37ZM105 236V237H104ZM135 236H136V238H135ZM181 236H180V238H181ZM4 237V238H3ZM96 237H99L100 238V240H99V242H97L95 239H96ZM117 239H116V238ZM137 237H139V238H137ZM191 237H193L192 239H190ZM199 237V238H198ZM8 238H9V240L12 238H14L13 240L11 239L10 241L8 240ZM22 238H23V240H22ZM27 238V239H26ZM87 238H88V242H90V243H88V242H86L87 241ZM116 239V241H115V239ZM178 238V237H177ZM186 238V239H185ZM198 238V239H197ZM25 239V240H24ZM122 239V238H121ZM190 239V240H189ZM2 240V241H1ZM8 240V241H7ZM17 240V241H16ZM27 240V241H26ZM76 240V241H75ZM78 240H80V241H78ZM93 240H95V241H93ZM178 240H180V239H178ZM15 241V242H14ZM25 243L26 242V244H24L23 242ZM72 241V242H71ZM75 241V242H74ZM83 241V242H82ZM9 242V243H8ZM19 242H21V243H19ZM84 243L85 242V244H82V243ZM93 242V243H92ZM134 242V241H133ZM132 242V243H133ZM191 242V243H190ZM198 242V241H197ZM10 243L12 244V245H10ZM14 243V244H13ZM56 243V244H55ZM78 243H79V245H80V243H81V245H80V248L81 249H79V247H78ZM97 243V244H96ZM122 243V242H121ZM18 244V245H17ZM23 244H24V246H23ZM76 244V245H75ZM89 244V245H88ZM95 244V245H94ZM115 245H116V243H114ZM123 244V243H122ZM179 244V246H180V248H179V250H181V254L183 253V251L184 250H182V248H181V244H182V242H181V240L177 243V245ZM188 244H186L187 246H188ZM13 245H14V247H13ZM17 245V246H16ZM23 246L24 247V250H23V247H22V249H20V246ZM83 245V246H82ZM93 247H92V246ZM99 245V246H98ZM113 247H112V246ZM174 246L173 248H171L169 251H168V253L169 254H167V256H165L166 258H163V259H165L164 261H163V259L161 260L162 262H166L167 264L168 263H172V261H173V263L172 264H174V262L175 261H179V260H182L183 258H186V255H190V253L191 254H193V256L191 257V262H189L190 261V259H189V261H188V263L187 264H197L198 262V259H199V261L201 260H203L202 258L200 259V258H198L196 255H200L199 257H203V256H201L202 255V252L201 253H198L197 251H195V250H193L192 248H189L188 247V249L189 250H187L188 251V253H186L187 251H186V249H185V254L183 253L181 256H179V254H177L178 252H179V250H178V246ZM196 245L197 244H194L193 246L196 248ZM19 246V247H18ZM69 246V247H68ZM77 247V249H75L76 247ZM86 246V247H85ZM95 246H96V248H95ZM186 246V247H187ZM16 247V248H15ZM106 249H105V248ZM109 247H111L110 248V250H108L107 248H109ZM177 247V248H176ZM191 247H192V245H191ZM20 249V252H19V249ZM30 250H29V249ZM55 248H57V249H55ZM98 248V249H97ZM174 248H176V249H174ZM13 250V253H12V250ZM15 249H18L17 251L15 250ZM54 249V250H53ZM88 249V250H87ZM95 249V250H94ZM102 249H104L103 251H102ZM115 249V248H114ZM11 250V252H9ZM23 250V251H22ZM56 250V251H55ZM74 250H76V251H74ZM93 250L96 252L95 254L98 256H96V255H93ZM108 250V251H107ZM177 252H175V251ZM77 251H80V252H78L77 254H75ZM172 251H174V257H175V255H178L177 257H178V259H177V257L176 258H172V259H169L168 260V255L170 256L169 258H171L172 257ZM193 251H195V252H193ZM6 252V253H5ZM17 252V254H14V253H16ZM24 252V253H23ZM76 255H74L73 253ZM85 252V253H84ZM103 254H102V253ZM197 252V254L195 255V253ZM8 253H9V256L8 257H10V258H8L7 257V255H8ZM20 253L22 254V255H24L23 257H22V255H20ZM108 253V254H107ZM180 253V252H179ZM7 254V255H6ZM12 254V255H11ZM19 254V255H18ZM69 254H71V255H69ZM99 254V255H98ZM102 254V255H101ZM11 255V256H10ZM51 255V256H50ZM92 255V256H91ZM101 255V256H100ZM65 256H67V257H65ZM86 256V257H85ZM100 256V257H99ZM183 256V257H182ZM185 256V257H184ZM13 257H15V259H13ZM17 257V258H16ZM50 257V258H49ZM64 257V258H63ZM74 257V258H73ZM80 259H79V258ZM181 259H180V258ZM6 258V259H5ZM52 258V259H51ZM55 258V259H54ZM63 258V259H62ZM65 258H67L66 260H65ZM71 258H73L72 260H71ZM78 258V259H77ZM97 258V259H96ZM192 258H193V260H194V258H196L195 259V261L194 262H192L193 260H192ZM4 259H5V261H4ZM30 259V260H29ZM48 259H50L49 261H48ZM54 259V260H53ZM75 259H77V260H75ZM85 259V260H84ZM96 259V260H95ZM104 259V260H103ZM174 259V260H173ZM176 259V260H175ZM31 260H33V261H31ZM56 260V261H55ZM75 260V261H74ZM100 260V261H99ZM7 261V262H6ZM36 261V262H35ZM77 261V262H76ZM86 261V262H85ZM96 261H97V263H96ZM201 261H200V263H201ZM11 262V261H10ZM55 262V263H54ZM74 262H76V263H74ZM98 262H101V263H98ZM196 262V263H195ZM25 262H23L22 264H24ZM166 263H159V264H166ZM176 264H177V262H175ZM21 264V263H20ZM199 264V263H198Z\"/></svg>","mask_w":264,"mask_h":264},{"label":"clouds","instance_id":"3","mask_svg":"<svg viewBox=\"0 0 264 264\" xmlns=\"http://www.w3.org/2000/svg\"><path fill=\"white\" fill-rule=\"evenodd\" d=\"M185 215V213L183 211H179V212H176L174 214V216L172 217L173 220H175L176 222H179L180 220L183 219V216ZM165 227H168L169 225L168 224H165L164 225Z\"/></svg>","mask_w":264,"mask_h":264}]
</instances>
